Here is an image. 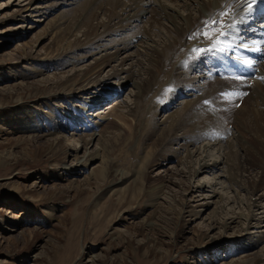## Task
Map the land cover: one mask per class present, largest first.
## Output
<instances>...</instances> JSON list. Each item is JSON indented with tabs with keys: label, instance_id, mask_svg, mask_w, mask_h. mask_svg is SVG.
I'll return each instance as SVG.
<instances>
[{
	"label": "rangeland",
	"instance_id": "rangeland-1",
	"mask_svg": "<svg viewBox=\"0 0 264 264\" xmlns=\"http://www.w3.org/2000/svg\"><path fill=\"white\" fill-rule=\"evenodd\" d=\"M31 1L32 9H26ZM85 1L0 0V117L6 119L20 108L27 109L28 118L36 108L39 124L50 128L32 132L38 134L36 143L17 130L0 133V264H264V190L251 194L245 187L246 174L238 167L243 151L237 140L240 130L233 126L228 135L198 139L192 127L194 118L209 119L208 102L201 100V114L194 101L211 76L222 77L217 72L223 67L218 65L226 54L203 48L179 67L189 56L175 64L185 36L178 39L170 22L154 20L149 11L126 26L95 34L90 43L82 35L84 28L78 27L75 34L82 44L65 49L62 58L44 60L68 36V23ZM93 6L98 13L93 22L106 21L104 11ZM172 6L184 14H197L192 6L186 10ZM236 25V32L248 38L256 32L251 21L246 27L242 22ZM199 33L205 43L212 37L206 36L210 33L206 29ZM239 38L224 42L230 46ZM177 40L169 54L159 56L162 66L153 70L152 81L142 91L141 83L151 69L145 48L161 52ZM188 46L186 52H191ZM116 51V58L102 68L98 84L87 92L71 100L51 94L81 73L91 72L89 68L100 67ZM236 54L231 52L233 58ZM212 57L218 61L215 65ZM262 63L264 53L256 67L263 70ZM237 104L240 109L242 101ZM113 110L128 114V123L142 127L143 135H133L107 151L104 137L88 148L82 146L80 137L86 131L77 119L94 122ZM184 111L185 126L170 134L167 142L156 143L172 118ZM115 127L109 122L101 131ZM242 134L249 146L255 144ZM52 139L58 142L50 144ZM89 153L92 158L86 163ZM103 156L132 174L124 185L112 188L110 180L100 178ZM64 165L75 166L68 173ZM142 167L146 177L139 180ZM54 171L59 178L43 180L46 172L49 176ZM257 171L261 176L257 168L253 175ZM154 193L160 198L147 204Z\"/></svg>",
	"mask_w": 264,
	"mask_h": 264
},
{
	"label": "bare ground",
	"instance_id": "bare-ground-1",
	"mask_svg": "<svg viewBox=\"0 0 264 264\" xmlns=\"http://www.w3.org/2000/svg\"><path fill=\"white\" fill-rule=\"evenodd\" d=\"M185 1L186 4L183 3L182 5L180 0H167L166 1L167 3H165V0H86L84 3H82L76 15L72 18V20L74 21L68 23V30H67L68 36L65 38L62 37V39L59 40L58 43H56L55 49L54 51H52L49 58H45V59L40 58V60L42 59L57 60L58 58H62L63 56L62 52L65 49L67 48L69 49L73 45L77 46V44L81 41V37L75 34V30L78 27L84 28V30L81 29V31H83L82 35L85 36L84 39L87 40V42L89 41L92 42L95 39L93 38L95 34L98 33L99 35H102L103 33H107V32L109 33L112 30H115L116 25H118L119 27L126 26V24H128L131 21L142 19L141 17L143 15L145 16L146 12L149 11L152 12L151 14L153 15L152 17L154 18V20L157 19L158 21H160V18L161 19L164 18L165 20L170 22L174 28V32L176 33V36L177 37L179 36L178 39L181 40L183 36H185V45H183L181 50L177 52L178 56L175 59V64L185 55H187V53L189 54V56L183 58L185 59V62H183L179 67H184L185 64L188 62L189 57L190 56L196 57L199 51L203 48L223 49V51L220 52L226 53L228 55L231 52L234 53L236 52L237 56H234V59L233 58L231 59L230 57L224 58L223 56H220V63L218 66H221L223 68L220 69L219 72L217 73H220L222 77L218 78V76H211V79L209 80V82L207 81L205 85L206 86L205 90L203 91V93L199 95L200 97L199 100L194 101V105L197 108V112L201 114L204 112V105L201 102V100L204 99V101L208 102L207 108L209 109L208 112L209 119L206 121H202V120L197 121L196 118H194L192 127L194 130L196 129L198 131L199 133V135L197 136L198 139L199 137L213 139L216 137L223 136L224 134L228 135L229 132L233 129V126L239 129L240 132L239 134H237L238 135L237 140L239 141L238 144L240 145V148L243 151H241L238 158V167L241 170H243L244 173L246 174V178L244 181L245 187L247 186V190L250 191L251 194H253L255 191L259 189L264 190V173H263L264 172V71H263L264 69L261 70L255 66L256 64H258L261 55L264 53L263 52L264 31L258 30V33L252 38H248V36H243L242 34L236 32L239 29L236 28L237 25L234 23L233 21L234 19L236 18L238 19L241 17L240 20L242 22V26L244 27H246L248 23L247 16L245 15L246 9L241 11V9L243 8L244 0H188V2L187 0ZM169 3H173V4L175 3L178 6H182L184 10H186L187 7H191L194 4L192 7H195V9L193 10H195L197 14H192L193 13L192 11H191L192 13L187 12V14H184L179 10L178 7L176 6L173 7L172 6L173 4H169ZM33 4H34L33 1L29 2L26 9L31 10L32 9L31 5ZM93 5H96L97 9L104 11L105 13L104 15H107L106 21L103 22L98 21L97 23L93 22L92 19L98 15L97 10L93 11L94 10ZM90 6H91V11L86 10ZM84 11L85 12L88 11L86 17L84 16ZM253 14H257L258 16L260 14H264V4L258 6V8H256ZM213 18H215V20L217 21H220L219 26H214V24L212 23ZM115 20L117 21L115 22ZM205 22H208L207 25L205 24ZM60 23L63 22L61 21ZM199 29L201 33L204 32V29L209 30L210 33H207L206 36L207 37L212 36V37L208 40L209 41L208 43L203 42V37L199 33ZM99 32H102V34H100ZM189 35H191L190 39L188 38ZM238 36H240V38L238 40H235L233 43H230L231 44L230 46L229 44L224 42L226 38H231V37L235 38ZM177 42L178 40L174 44L173 41L169 42V44H167L165 48L162 49L161 52L157 50L156 51L152 50L150 46L149 48L148 47L145 48L147 53L146 58L149 64L151 65V69L147 71V75H148L147 80L145 79L146 81L144 80L143 83H141L142 91L146 88L145 86L148 87L150 82L152 81L154 75L153 70L158 72L159 67L162 66V61L160 60L159 56L164 53H166V55L169 54L171 50L175 47ZM187 43H189L188 48L192 49L191 52H186ZM86 44L88 45V43ZM251 46L252 48L255 49L253 50V52L247 54L246 50L249 48L252 49ZM127 47L128 44L124 43L122 49H126ZM148 50L149 52H147ZM117 54H118L117 51L113 54H108V56H106L107 58L103 59L102 63L99 64L100 67H96V68L94 67V69H92V67L89 68L88 70H91V72L81 73L77 78H73L67 81L64 87H61L56 91H53L51 94L56 95L58 96V98L61 99H65L64 98L65 96L67 97V99L70 98L71 100V98H73L76 94L85 92L86 90L88 91L89 89L88 87L90 86L94 87L98 84L99 76L101 75L102 73L101 71L103 70L102 68H104L110 61L115 59ZM25 57L26 59H29L28 55ZM31 57L33 58L34 56ZM210 61L212 65H215L218 62V61L216 62L215 57H212V59L210 58ZM166 64L167 63L164 62L163 66H165ZM228 73H231V76H228L227 75ZM239 101L240 102L242 101V106L240 107V109H238L239 104H237L240 103ZM25 110L27 109L23 110L20 108H16L10 111L9 115L7 116L8 118L4 119L0 117V121H2L3 123L2 125H0V133L1 132L8 133L7 131L8 129L13 132L17 130L23 133L25 137L26 136L29 137L28 139H32L33 142L36 143L38 140L35 139L34 137H37L38 134L37 135L32 134V132L41 131L40 129H42L43 125H40L38 122L37 119L38 114L36 113L37 111L36 108L33 109L34 113H30L28 118H26L24 115ZM81 113L83 116L88 117L87 114H85L83 111ZM186 116H187L186 111H184L183 114L178 112L176 116L172 118L171 120L172 122H170L167 129L161 132L159 138L155 142L158 144H161L162 141L167 142L168 141L167 137L170 134H172L177 129L181 130L185 126L184 122ZM86 117L85 118L79 117L77 119L80 125L85 127L86 134L80 137L82 146L84 147H87L89 144L93 143L96 139L99 140L102 137H104L105 139L102 140H106L107 144H105L103 149L107 151L108 148H112L114 145L118 143L122 144V142L125 141V139H130L133 135L134 136L143 135V129H141L142 127L139 126L136 127L135 125L129 124L128 123L129 116L124 112H118L113 110V112L111 113L100 114L97 117L96 121L94 122ZM109 122L116 123L117 127L112 129L105 128L104 130L101 131L102 129L101 127L106 126ZM76 127L74 128L76 129ZM45 129H47L48 131L50 128L49 126L43 127V131ZM244 132L248 134L252 140L255 141L254 145L251 144L249 146L248 144L249 141L246 140L248 139V137L245 136L246 137L245 139L244 135L242 134ZM26 134H28L29 136ZM145 136L146 137L149 136L148 131H145ZM49 142L50 144L53 143L54 145L58 141L57 139H52ZM74 149L76 152L77 148L74 147ZM149 151L152 154L151 150ZM73 155L75 159H80L77 153H74ZM230 155L232 154L230 153ZM66 156L69 157L68 153H66ZM176 156H178V154H176ZM90 157L91 155L89 153L84 159L86 163L90 159ZM108 160H109L108 157L106 159L105 156H103L101 169L98 175L102 180H110V183H112V188L113 186L117 188V186L124 185L127 181V178L130 177L129 175L132 174H129L125 170L115 168L110 162V160L109 161ZM74 166L64 165L63 169H65L66 172L70 173V171L73 170ZM200 168L203 169L205 167L201 166ZM256 168L259 169L263 175L261 174V176H259L260 175L259 171H257L258 172L257 174L253 175V171ZM145 172H146V168L143 167L140 168L136 176L137 179L139 178L143 179V177L145 176ZM183 173L184 171L179 172L178 175H182ZM244 173L242 172V174ZM47 174L48 172H46L45 175L43 176L44 181L47 179H51V177H56V178L58 176L60 177L59 175L60 173L58 174L55 171L49 174V176H47ZM244 176H242V178ZM134 181L135 180H133L132 182ZM140 184L142 187L143 183ZM137 186H139V184H137ZM108 188H110L109 190L112 189L110 186ZM141 189L143 190V187ZM57 192L58 190L54 192L53 196H55ZM61 193L64 192L60 191L59 194ZM263 195H260L259 197H263ZM150 196H152V198L151 199L149 198L147 204L149 203L153 204V202L156 199L160 198V196L157 195V193H154V195L150 194ZM151 223H149L148 225H151Z\"/></svg>",
	"mask_w": 264,
	"mask_h": 264
},
{
	"label": "snow or ice",
	"instance_id": "snow-or-ice-1",
	"mask_svg": "<svg viewBox=\"0 0 264 264\" xmlns=\"http://www.w3.org/2000/svg\"><path fill=\"white\" fill-rule=\"evenodd\" d=\"M262 2H264V0H244L243 8L241 9V11L246 9L247 11H246L245 15L250 17L254 13L256 8H258L259 3H262ZM207 23L208 22H205L206 25H207ZM212 23L214 24V26H219L220 21H217V20H215V18H213ZM213 50L223 51V49H219V48L209 49V51H213ZM201 51H203V50H201ZM249 63H251V62H249ZM205 103H207V101H205Z\"/></svg>",
	"mask_w": 264,
	"mask_h": 264
}]
</instances>
